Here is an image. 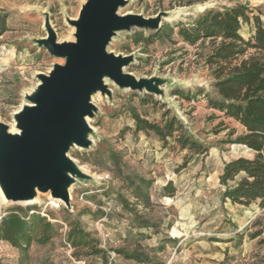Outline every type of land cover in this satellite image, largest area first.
Returning <instances> with one entry per match:
<instances>
[{"label": "rangeland", "instance_id": "obj_1", "mask_svg": "<svg viewBox=\"0 0 264 264\" xmlns=\"http://www.w3.org/2000/svg\"><path fill=\"white\" fill-rule=\"evenodd\" d=\"M85 2L0 0V8L10 15V29L0 36V123L11 134L20 132L17 114L32 104L30 98L38 91L40 76L49 75L55 65L66 62L44 44L49 31L55 33L58 43L75 41L73 22ZM238 4L249 6L264 22V0H126L119 14L144 16L162 24L190 22L209 9L223 10ZM253 29L243 24L241 33L249 38ZM136 31L147 35L154 30H118L107 51L128 57L130 62L124 70L137 80L149 82L151 90H133L103 77L106 91L97 88L90 94L94 108L87 117L89 144H72L66 152L80 172L70 174V204L55 206L52 195L40 191L37 203L11 202L1 209L2 215L10 209L35 207L59 225L58 233L49 243H34L25 253L0 241V264H141L113 251L125 244L123 236L130 225L112 196L117 182L101 165L112 150L123 153L127 171L154 180L151 217L159 233L143 241L145 249L151 251L152 264H264V208L222 201L219 176L224 164L251 156L245 147L232 143L236 135L229 136L232 129L242 133L243 127L208 107L204 95L216 97L214 79L194 47L178 36L177 44L135 45L132 36ZM175 91L197 94V98L188 101L174 95ZM131 106L143 117L158 122L170 110L181 120L184 132L207 152L192 156L172 138L164 144L153 132L136 131ZM169 182L175 189L173 194L164 190ZM70 222H78L98 238L106 255L76 259L67 241ZM160 245L164 246L162 251Z\"/></svg>", "mask_w": 264, "mask_h": 264}, {"label": "trees", "instance_id": "obj_2", "mask_svg": "<svg viewBox=\"0 0 264 264\" xmlns=\"http://www.w3.org/2000/svg\"><path fill=\"white\" fill-rule=\"evenodd\" d=\"M9 17V13L0 8V36L10 29ZM243 24L254 28L249 38L241 33ZM176 36L196 49V54L211 72L216 97L204 95L208 107L243 127L242 133L232 129L229 136L236 135L232 143L245 147L251 153L249 157L240 156L224 164L219 176L222 201L246 207L257 204L264 208V22L259 15L253 14L249 6L238 4L223 10L209 9L190 22L165 23L147 35L136 31L132 41L135 45L143 43L146 47L165 41L177 44ZM174 95H181L188 101L197 98V94L179 91H175ZM151 101L154 102L153 99ZM129 111L136 131L153 132L164 144H169L172 138L180 149L188 150L192 156L207 152L202 144L184 132L181 120L171 115L170 110L163 113L159 122L143 117L134 106ZM101 165L117 182L112 196L127 215L130 225L123 236L125 244L113 251L126 260L152 264L151 251L145 249L143 241L159 233L158 224L151 217L155 206L151 196L154 180L136 171H127L121 151L112 150ZM164 190L169 194L175 191L171 182ZM105 193L109 194L108 191ZM97 211L103 216L113 217L112 213ZM119 216L124 218L123 214ZM58 227L35 207L10 209L0 216V241L25 253L34 243H49L58 233ZM69 227L67 241L74 248L76 259L106 255L100 247V240L78 222H70ZM163 248L160 245L159 251Z\"/></svg>", "mask_w": 264, "mask_h": 264}, {"label": "water", "instance_id": "obj_3", "mask_svg": "<svg viewBox=\"0 0 264 264\" xmlns=\"http://www.w3.org/2000/svg\"><path fill=\"white\" fill-rule=\"evenodd\" d=\"M126 0H86L82 5L73 42L58 43L53 31L44 40L54 55L65 57L49 75L40 76L32 104L17 114L20 132L11 134L0 123V185L12 201L32 199L35 187L70 204V174L78 168L67 157L70 145L87 146V117L94 106V89L106 91L103 77L133 90H151L149 82L137 80L124 70L130 59L107 51L116 31L131 27L158 30L159 20L119 14Z\"/></svg>", "mask_w": 264, "mask_h": 264}, {"label": "bare ground", "instance_id": "obj_4", "mask_svg": "<svg viewBox=\"0 0 264 264\" xmlns=\"http://www.w3.org/2000/svg\"><path fill=\"white\" fill-rule=\"evenodd\" d=\"M88 121V118H87ZM15 133V132H14ZM69 197L71 198V192L69 188H67ZM40 192L39 188L36 186L35 187V195L32 199H22V200H17V201H12L8 198V194L3 190L2 186L0 185V216H1V209L3 206H5L8 203L11 202H18V203H24V204H33L38 202V193ZM48 194H51L50 191L47 192ZM53 204L55 206H59V204H65L63 200L59 198H54L52 197Z\"/></svg>", "mask_w": 264, "mask_h": 264}]
</instances>
